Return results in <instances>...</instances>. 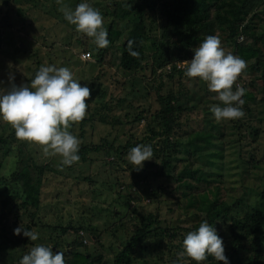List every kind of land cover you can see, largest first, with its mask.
Masks as SVG:
<instances>
[{
	"label": "rangeland",
	"instance_id": "rangeland-1",
	"mask_svg": "<svg viewBox=\"0 0 264 264\" xmlns=\"http://www.w3.org/2000/svg\"><path fill=\"white\" fill-rule=\"evenodd\" d=\"M156 1L88 0L100 11L107 35L110 27L112 36H116L122 27L124 34L140 33L141 25L135 19L140 14L145 25H151L149 35L152 37L158 36L163 24ZM80 2L0 0V88L8 90L13 85H27L42 65L67 67L82 86L87 85L91 90L85 101L88 104L85 117L68 129L80 140L79 148L81 145L102 148L107 143L116 148L131 138L146 139L145 145L151 147L153 160L143 162L139 171L133 169L127 161L131 147L122 151L119 161L115 160L120 153L107 156L105 150H101L99 154H78L79 161L63 166L58 156L45 157L39 146L17 139L10 125L0 121V138L7 140L5 146L0 144L1 175L4 177L0 182V264L19 261L36 244L64 254L87 248L86 253L93 257L104 256L102 264H113L120 243L138 227L141 217L149 214H157L162 226L195 230L204 216L186 206L184 195L191 190L180 185V190L176 191L178 184L172 178L184 168L194 172L193 178L183 180L195 187L194 192L204 193L219 186L220 201L232 203L233 212L240 217L257 205L262 189L264 123L260 122L264 119V105L261 82L252 80V87L246 88L255 98L242 105L244 116L235 120L239 123L252 121V125L260 127L261 131L253 137L247 128H243L248 143L240 144L235 143L232 121L217 122L207 108L215 93L209 91L203 81L184 79L181 83L188 90H194L195 101L202 103L191 114L179 117L177 122L181 129L172 130L167 137L171 142H177L176 151L170 148L171 154H168L163 149V121L156 117L161 104L155 88L161 71L170 67L156 71L152 51L147 45L144 69L136 73L122 71L112 53L113 48L118 50L119 46H108L104 53L103 48H97L91 38L64 19L62 9H74ZM151 4H155L154 7H150ZM263 26L264 0L249 14L236 41L246 44L247 39ZM218 34L215 31L214 35ZM221 44L226 52H231L223 41ZM82 52H89L91 58L81 60ZM245 69L246 78L256 77L257 74L248 71L249 62ZM9 74L14 78L10 80ZM234 85L243 87L240 83ZM169 87L179 90L175 84ZM165 91L162 89L161 94ZM170 117L173 119L174 115ZM159 132L161 135L155 134ZM197 133L213 135L208 144L195 140L203 152L194 155L189 149ZM149 137L153 141H149ZM26 156L36 165L45 166L36 226H32L35 208L23 206L21 187L10 177L17 165L20 166L19 160ZM112 161L115 166H108ZM166 161L171 164L170 170L163 164ZM19 225L26 229L31 225L30 230L38 233L37 240H28L25 244L26 237L14 235L13 229ZM215 230L220 238L228 235L227 227L222 225ZM182 240L179 236V240L172 241L179 264L190 261L179 255L182 251L179 241ZM224 254H228V248ZM143 260L146 264L161 263L148 256L139 258L136 263L141 264Z\"/></svg>",
	"mask_w": 264,
	"mask_h": 264
},
{
	"label": "trees",
	"instance_id": "trees-1",
	"mask_svg": "<svg viewBox=\"0 0 264 264\" xmlns=\"http://www.w3.org/2000/svg\"><path fill=\"white\" fill-rule=\"evenodd\" d=\"M146 1L144 0V2ZM261 1L157 0L156 5L160 8L163 22L158 36L152 37L149 35L151 25L149 27L146 26L142 20L143 15L141 16L140 14L135 17V19H138L139 25H141V31L136 35L122 33V27L119 29L120 31H117L116 36H112L111 32H113V29L112 27L109 28L107 35L109 41L108 46H119L118 50L113 48L112 53L117 58V61H115L117 67L122 71L136 73L144 69L143 60H145L144 53L147 45L150 51H152V63L156 71L166 66L170 67L169 70L163 69L161 71L158 87L155 88L161 104V109L157 112L156 117L163 121L161 130L163 129V149L166 153L171 154L170 148L176 151L177 142H171L167 137L171 135L172 130L181 129L179 122H177L179 117L191 114L202 103L195 101L193 97L195 94L194 90H188L181 83L184 79H188L184 75L186 65L181 62L190 60L192 58V50L206 36L214 35L215 31L219 32L218 36L220 41L224 42L232 54L239 56L246 63L249 62L248 71L257 74L255 78L249 80V78L244 76L247 74L245 69L234 84L240 83L246 89L248 86L252 87L255 79L257 81L259 80L261 82L262 101L264 105V26L248 38L246 44L236 41L247 17ZM154 5L151 4L150 7H154ZM125 6L127 7V4ZM129 41L133 42L132 50L136 51L138 56L133 57L128 54ZM107 47L103 48L104 53H106ZM170 84L177 85L179 90H174L169 87ZM235 88L236 86L233 85V89ZM162 89H166V91L161 94ZM254 98V95H251L247 90L242 97L244 103ZM217 103L219 102L213 99L209 105L211 106ZM210 106L207 108H210ZM171 115H174L173 119L170 117ZM252 123L249 120L245 123L232 120L230 124H232L235 131V143H248V140L244 137V133H242L243 128H247L251 136H258L261 128L259 127L258 129ZM261 123H264V119ZM228 132L230 133L229 130ZM155 134L161 135V132ZM210 135V133L207 135L201 133L195 134L191 141L189 151L194 155L203 152L202 148L194 142H196V139H199L208 144L211 142L213 134L211 137H208ZM148 140L153 141L151 137ZM145 141L146 139L138 141L131 138L124 145L116 148H113L109 143L105 144L102 148L81 145L78 154H99L101 150H105L107 156L120 153L118 159L115 160L119 161L122 157V151L128 150V148L135 147L136 145H145ZM0 144L5 146L7 140L0 138ZM155 152L159 153L158 150ZM19 161L20 166L18 167L17 165L16 171L10 175L11 181L16 184L18 183L21 187L23 206L30 205L35 208V213L32 214V226H36V217L40 214L41 203L39 190L45 173V166L36 165L27 156ZM115 161L109 163L108 166H115ZM163 164L170 170L171 164L169 162L166 161ZM1 168L2 162L0 160V182L4 180V177L1 175ZM193 176L194 172L187 168L180 171L179 175L172 176L178 184L176 191L180 190V185L191 190L188 195H184L186 206L192 207L196 212L203 215V220L205 219L208 223L212 224L214 228H217L219 225L227 227L228 235L222 236L221 239L223 245H225L224 251L228 248L226 257L229 260V264H264V182L258 195L257 205L251 211L240 217L233 212L232 203L220 201L219 186L207 189L204 193L194 192L193 189L195 187L187 181H183L185 178H193ZM201 188L204 189L205 187ZM162 225L163 222H161L157 214H149L141 217V222L138 227L131 231L129 238L120 243L118 252L114 256L113 264H138L136 262H138L139 258L146 256L149 258L153 257L156 263L161 262L160 264L164 262H167V264H179L176 262V256L173 252L176 246L175 244L173 246L172 241L179 240V236L184 238L188 230L181 229L178 226L169 227ZM27 228L30 230L31 225ZM77 229H82V227H78ZM27 241L28 239L26 238L24 243L26 244ZM179 243L182 244V241H179ZM82 249V251L73 250L70 253H65L64 259L66 264H102L104 258L102 254L93 257L89 252L86 253L87 248L82 247ZM52 252L55 254L56 251L52 250ZM142 262L141 264H146V261L143 260ZM12 264H19V261L13 262ZM182 264H194V262L188 261ZM202 264H220V262H215L211 257H208Z\"/></svg>",
	"mask_w": 264,
	"mask_h": 264
},
{
	"label": "clouds",
	"instance_id": "clouds-1",
	"mask_svg": "<svg viewBox=\"0 0 264 264\" xmlns=\"http://www.w3.org/2000/svg\"><path fill=\"white\" fill-rule=\"evenodd\" d=\"M63 17L68 24L91 38L97 48L108 46L107 31L100 11L88 0H81L74 9L64 7ZM128 42V54L136 57ZM186 65L184 75L206 83L209 91L215 93L219 103L210 106V112L217 122L232 121L244 116L243 87L233 89L234 82L244 72L246 62L231 52H226L217 35H208L192 50V58L181 62ZM14 77L9 74V79ZM87 85H81L67 67L41 66L30 83L8 90L0 88V121L10 125L17 139L40 147L45 157L58 156L63 166L79 161L80 140L68 129L86 115L90 96ZM152 159L148 145H136L127 153V161L139 171L143 162ZM13 234H22L30 241H36L38 233L20 225ZM49 246L36 244L19 260V264H66L64 253L55 254ZM181 258H188L194 264H202L208 257L220 264H229L224 254L222 239L212 224L202 220L195 230L187 232L182 240ZM182 264V261H181Z\"/></svg>",
	"mask_w": 264,
	"mask_h": 264
},
{
	"label": "built area",
	"instance_id": "built-area-1",
	"mask_svg": "<svg viewBox=\"0 0 264 264\" xmlns=\"http://www.w3.org/2000/svg\"><path fill=\"white\" fill-rule=\"evenodd\" d=\"M79 57L81 60L86 61V60H89L91 58V54L89 52H84V53L82 52V53H80Z\"/></svg>",
	"mask_w": 264,
	"mask_h": 264
}]
</instances>
